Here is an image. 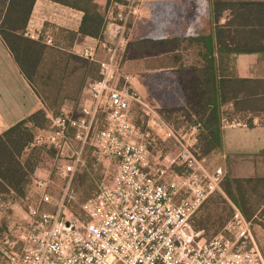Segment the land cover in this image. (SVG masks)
<instances>
[{
    "label": "built area",
    "instance_id": "obj_1",
    "mask_svg": "<svg viewBox=\"0 0 264 264\" xmlns=\"http://www.w3.org/2000/svg\"><path fill=\"white\" fill-rule=\"evenodd\" d=\"M138 2L114 4L106 17L104 39L79 52L98 66V78L87 85V98L80 105L81 117L72 120L63 111L52 120L50 130L35 139L36 144L61 151L70 141L69 123L78 147L67 163L57 167L62 189L54 211L46 210L53 203L46 192L51 182L34 180L39 200L29 207L30 221H18L2 238L1 264H264L252 225L237 209L210 241L198 239L190 227L208 198L221 191V173L208 171L204 160L140 96L134 77L124 71L128 25L136 18ZM44 43L52 46L53 38L46 37ZM136 109L145 117V128L135 123ZM156 130L177 149L169 165L159 153L162 160L152 161ZM88 147L98 164H115L116 172L80 203L81 216L75 218L70 212L76 203L73 184ZM175 167L183 171L176 173ZM9 205L0 204V213ZM66 222L71 223L69 228Z\"/></svg>",
    "mask_w": 264,
    "mask_h": 264
},
{
    "label": "trees",
    "instance_id": "obj_2",
    "mask_svg": "<svg viewBox=\"0 0 264 264\" xmlns=\"http://www.w3.org/2000/svg\"><path fill=\"white\" fill-rule=\"evenodd\" d=\"M48 1L83 14L77 32L60 30V39L68 46L60 39L47 46L43 39L26 34L36 0H0V38L44 106L0 135V196L8 197L2 199L4 204L29 200L36 172L47 171L51 179L64 164L57 150L36 144L35 139L39 132L50 130L64 108L70 119H79L87 85L98 78L97 64L73 53L72 45L79 35L103 40L109 5L129 2L110 0L102 7L95 0ZM193 5L191 12L187 2L149 4L151 17L134 18L128 25L124 60L141 64V92L175 132L198 130L194 153L205 158L221 149L224 124L234 121L227 105L237 104L242 94L243 100H249L262 90L255 81L236 79L226 60L247 53L264 55V0H196ZM225 12L229 17L220 24ZM227 38L247 44L230 45ZM74 134L67 123V138ZM84 154L73 186L83 201L98 192L88 172L95 160ZM79 175H83L80 182Z\"/></svg>",
    "mask_w": 264,
    "mask_h": 264
},
{
    "label": "crops",
    "instance_id": "obj_3",
    "mask_svg": "<svg viewBox=\"0 0 264 264\" xmlns=\"http://www.w3.org/2000/svg\"><path fill=\"white\" fill-rule=\"evenodd\" d=\"M109 1L95 0L102 7H105ZM194 1L196 0H139L136 18L149 19L151 12L148 5L154 2H187L190 7L187 9L193 12ZM219 1L262 2L263 0ZM113 6L114 4L109 5L108 12ZM82 17L83 14L80 11L48 0H36L26 34L31 39L41 38L43 41L49 36L55 43L60 39V30L77 32ZM228 17L229 12H225L220 24H224ZM237 40V42H232L227 38L225 42L230 45L247 44L246 41ZM59 41L61 45L68 46L63 40ZM96 41L97 39L79 35L71 50L78 55L83 48L95 45ZM247 47L249 46L247 45ZM99 57L103 59L104 55L100 53ZM226 63L236 79L255 81L262 90L250 96L249 100H243L242 94L237 104L227 105L226 111L236 121V125H230L233 121L228 123L229 126L224 124L221 149L205 158H200L204 160L205 167L209 172L212 174L221 173V191L208 198L200 211L192 218L190 227L198 239L210 241L223 231V228L231 220L234 209H237L251 223L253 239L264 256V55L260 53L240 54L230 57ZM133 83L140 96L149 104L141 92L138 76L134 75ZM86 98L87 92L82 103ZM43 109L42 102L20 73L12 55L0 38V135L18 122ZM63 111L68 112V109L64 108ZM135 123L139 126L142 124L139 121H135ZM145 126L144 121L142 128ZM156 131L158 132L154 135L158 137V141H161L159 145L163 150L168 144H173L166 136H163L161 131ZM176 134L195 150L198 135V130L195 127L186 131H176ZM158 151L159 155L162 154V158L167 156L161 149ZM173 170L179 173L178 168L175 167ZM36 178H43L51 182L50 174L46 171H37ZM35 191L34 187L30 197L34 195ZM19 204L21 202L10 203V208L7 211L13 215L14 211L16 212L19 208ZM11 214L8 216L11 217Z\"/></svg>",
    "mask_w": 264,
    "mask_h": 264
},
{
    "label": "rangeland",
    "instance_id": "obj_4",
    "mask_svg": "<svg viewBox=\"0 0 264 264\" xmlns=\"http://www.w3.org/2000/svg\"><path fill=\"white\" fill-rule=\"evenodd\" d=\"M123 65H124V71L127 73H130L133 77H134V75L138 76L139 73L142 72V67H141V64H139V63L127 62L123 59ZM137 110H138V112H137ZM135 112L136 113L134 115V119H135V121L142 122V124H140V126L142 127L144 121L146 123L145 117L142 115L140 109H136ZM158 136L160 138V135H158ZM157 139L158 138L156 137L155 146L152 145V147L150 148L151 154H152V161L155 162V161L161 159L158 155V153H159L158 150L161 149L162 151H164V154L167 155L163 159V162H164V164L169 165L174 159H176L177 149L174 146V144L171 143V144H168L166 146V148L163 150V148H161L159 145V142H161V141H158ZM69 140L70 141H68L69 142L68 145L65 146L61 150L62 152L58 151L60 157H61L60 153H62L61 158H63V161H64L63 163H67L70 160L73 152H75V150L78 147V145L73 141V139H69ZM85 152H86V156L89 157L90 160H93V159L95 160L93 167H92L93 163H91V165L89 166V171H88L94 177L93 180H94L95 186L98 188V186H100L101 184H105V183L109 182V180L113 177V175L116 172V165L115 164L101 165V163L98 164L96 162L93 151L90 148H88L87 151H85ZM91 168H92V170H90ZM178 170H179V172L183 171L182 169H178ZM82 178H83V175L77 176V179L79 182L82 180ZM50 180H51V185H50L51 188H48V190L46 192L52 197L53 203H52V205L46 207V210L52 212L55 209V203L57 202L59 195L61 193L62 182H61V180H59V178L57 176H54ZM73 186H74V184H73ZM38 193H40V191H37V189H36L34 195L29 197V200H26V201L24 200L22 202L18 201V202H21V204H19V208L16 210V212L14 211V214L17 217L14 214L13 215L11 214L12 215L11 217H13V218H11L10 216L7 215L6 211H2L3 214L1 212L2 215H0V246H1L2 238L5 235L12 233V230L14 228L13 227L14 224L18 223V221L19 222H29L30 221V215L28 212L29 207H34L37 204ZM7 198L8 197L6 195H4L3 197L0 196V203H1L2 199H7ZM82 201H83V195L82 194L81 195L76 194V203L70 209L71 214L75 218H79L81 216L79 205ZM2 204H4V203H2ZM66 214H67V217H71V214L69 212H66ZM4 216H6L5 219H3ZM4 220L6 222H4ZM4 225H6V227H4ZM1 263H3V257L0 253V264Z\"/></svg>",
    "mask_w": 264,
    "mask_h": 264
},
{
    "label": "water",
    "instance_id": "obj_5",
    "mask_svg": "<svg viewBox=\"0 0 264 264\" xmlns=\"http://www.w3.org/2000/svg\"><path fill=\"white\" fill-rule=\"evenodd\" d=\"M70 225H71V223H70V222H66V223H65V227H66V228H69V227H70Z\"/></svg>",
    "mask_w": 264,
    "mask_h": 264
}]
</instances>
